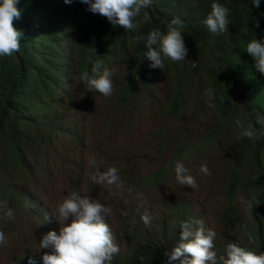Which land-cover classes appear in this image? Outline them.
<instances>
[{"label": "trees", "instance_id": "16d2710c", "mask_svg": "<svg viewBox=\"0 0 264 264\" xmlns=\"http://www.w3.org/2000/svg\"><path fill=\"white\" fill-rule=\"evenodd\" d=\"M212 2L151 0L150 7L144 10L148 12L147 22L142 12L134 20L137 27L124 30L113 26L106 17L93 14L80 0L71 4L64 0H17L21 16L14 20V26L22 32L20 50L0 57V211L5 202L6 210L13 211L33 200L28 188L34 187L35 175L40 170H53L61 151L59 142L65 136L60 131L66 127L59 122L62 103H77L80 96L89 95L82 77L85 72L92 74L95 63L114 70V96L121 105L138 93L150 92L162 77L167 79L173 88L167 108L169 114L178 116L184 113L189 88L202 71L215 93L210 98V111L216 125L228 130L231 118L243 106L254 117L258 144L256 149L235 148L236 169L227 193L229 208L220 216L223 229L218 244H238L253 251L252 246H242L236 239L241 228L236 200L241 192L250 191L255 224L250 233L264 251V134L256 122V116L264 115V74L255 69L254 60L245 51L251 40L264 41V0H260L259 8L253 0H215L230 10L229 30L223 34L210 32L205 24ZM174 18L183 22L188 54L178 62L163 58L164 69L150 68L151 62L145 58L146 40L138 42L136 37H146L153 29L166 34ZM69 135L85 146L78 130ZM241 138L245 142V137ZM245 166L254 170V178L246 185ZM163 170L153 178L157 179ZM12 180L14 186H10ZM170 216L176 220L169 226L160 225V230V223L152 224L149 230L129 227L127 232L134 243L114 255L111 264H168L166 253L179 243L181 222L191 224L193 229L198 227L192 220V211L183 207ZM29 258L35 264H44L41 257L30 253L23 264H28ZM171 264H180V260Z\"/></svg>", "mask_w": 264, "mask_h": 264}, {"label": "rangeland", "instance_id": "374dc122", "mask_svg": "<svg viewBox=\"0 0 264 264\" xmlns=\"http://www.w3.org/2000/svg\"><path fill=\"white\" fill-rule=\"evenodd\" d=\"M120 64L118 61L119 80L123 76ZM153 86L150 92L138 93L123 105L114 91L111 96L101 97L95 90H90L88 96H80L77 103H62L59 122L66 128L60 131L65 136L59 142L61 151L55 161L56 169L40 170L35 175V185L28 192L37 200L19 205L20 212H13V218L6 216L5 207L0 211V231L7 237V243L0 245V264H23L27 253L41 260L44 254H52L51 248L41 249L40 242L49 231L59 233L60 224L52 213L73 192L90 194L111 209L106 222L114 243L120 248L119 253L134 243L127 232L129 227L149 230L152 224L160 223V230L176 220L170 213L183 207L187 212L192 211L193 221H203L205 229L211 228L217 233L214 250L218 257L226 254L230 244L222 243L220 247L218 241L223 229L220 216L229 208L227 193L236 169L234 151L249 145L258 148L257 137L250 144L243 141L236 121L239 118L245 126L251 123L254 128V117L240 106L228 130H221L210 111V97L206 94L210 88L208 80L199 74L189 88L184 113L180 116L169 114L167 108L173 91L170 82L162 77ZM258 117L264 118L259 115L256 120ZM258 124L264 134V125ZM72 130L83 135L84 147L80 140L69 135ZM93 159L103 161L99 165L101 171L112 166L118 168L125 187L121 190L94 183L91 177L95 169L90 164ZM177 161L196 179V188L179 184L175 175ZM202 165H207L211 175L200 171ZM162 168L159 179H154L153 175ZM244 177L246 185L247 180L254 178V170L245 166ZM41 181L42 186L38 187ZM10 186H14L13 180ZM139 193L147 200L143 208H138ZM252 195L244 191L236 200L241 228L240 234L234 235L240 245L252 246L253 252L260 255L264 251L250 242L247 235L255 226L254 218L240 202L243 197L253 204ZM145 210L152 217L149 225L141 219Z\"/></svg>", "mask_w": 264, "mask_h": 264}, {"label": "clouds", "instance_id": "9594fccd", "mask_svg": "<svg viewBox=\"0 0 264 264\" xmlns=\"http://www.w3.org/2000/svg\"><path fill=\"white\" fill-rule=\"evenodd\" d=\"M64 2L71 4L73 0H64ZM80 2L88 5V10L93 14L106 17L113 26L122 27L124 30L135 29L137 24L134 20L140 17L142 12L143 19L147 22L148 12L144 10L148 9L151 4V0H80ZM16 3L17 0H0V57L11 56L20 50L22 32L16 29L14 20L20 18L21 11ZM253 5L259 8L260 0H253ZM210 7L211 11L205 20L210 32L217 34L227 32L230 24L229 8L215 0ZM183 27V22L179 18H174L167 25L166 34L159 29H153L146 37L139 35L136 37L138 42L146 40L145 47L148 50L145 58L151 62L150 68L164 69L163 58L177 62L185 60L189 50L182 36ZM257 27H259L258 23ZM91 48L95 51L94 47ZM245 51L254 60L255 69L264 74V41L251 40L247 43ZM102 67V63H95L91 70L92 74L85 72L82 79L89 90H95L108 97L114 91L112 76L115 72L114 70L109 71L106 67H103L101 71ZM198 74L200 77H205L202 71ZM197 77L198 75L194 80ZM194 80L191 87H193ZM206 94L210 98L215 95L211 88L206 90ZM256 122L264 125V118L258 117ZM236 123L240 128V135L245 137L247 144H250L251 140L256 138L253 125L248 123L245 126L239 118ZM250 148L249 145L246 149ZM261 154L264 155V152ZM102 163L103 161L97 162L95 159L90 161L95 169V174L91 177L92 181L96 184H107L110 188L115 186L122 190L125 185L121 181L119 169L112 166L106 171H101L99 165ZM53 169H56V163ZM200 171L205 175H211L207 165H202ZM175 175L179 184L183 186L187 185L193 189L198 186L196 179L189 174L188 169L180 161H177L175 165ZM159 177L160 174L157 179ZM41 186L42 181L38 187ZM137 199L138 208H143L147 204L142 193L138 194ZM33 200H37L36 197ZM240 202L247 211L253 212L251 201L240 197ZM3 207L6 208V206ZM6 211V216L13 218V211L19 213L20 209L18 207L17 210ZM52 215L59 222L60 228L58 234L54 230L49 231L40 242L41 249H52V254L43 255L44 264H111L114 255L119 253L120 248L114 243L111 228L106 222V216L111 215V209L90 194L81 195L73 192L64 199ZM141 219L145 225H149L152 217L145 210ZM197 223L199 227L194 230L191 224L181 222L182 232L179 243L170 253H166L168 264L177 260H180V264H264V254L257 255L256 252L246 250L238 244L228 245L226 254L218 257L217 251L214 250L217 233L211 228L205 229L203 221ZM247 235L249 241H253L252 233L249 232ZM6 243L7 237L3 231H0V245ZM28 264H35V261L29 258Z\"/></svg>", "mask_w": 264, "mask_h": 264}]
</instances>
